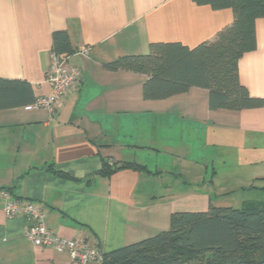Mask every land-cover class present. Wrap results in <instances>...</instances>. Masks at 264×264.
<instances>
[{
	"label": "crops",
	"instance_id": "1",
	"mask_svg": "<svg viewBox=\"0 0 264 264\" xmlns=\"http://www.w3.org/2000/svg\"><path fill=\"white\" fill-rule=\"evenodd\" d=\"M232 23L230 9L193 0H0V79L29 84L34 102L47 96L56 31L69 35L76 52L67 61L80 73L52 113L0 110V264H73L24 237L27 222L4 214L3 192L40 207L54 236L105 254L168 231L174 214L235 208L219 204L237 194L236 208L264 198V107L210 110L202 88L147 101L146 76L102 68L151 44L196 48ZM255 33L238 78L264 99V18ZM103 161L141 169L106 177Z\"/></svg>",
	"mask_w": 264,
	"mask_h": 264
},
{
	"label": "trees",
	"instance_id": "2",
	"mask_svg": "<svg viewBox=\"0 0 264 264\" xmlns=\"http://www.w3.org/2000/svg\"><path fill=\"white\" fill-rule=\"evenodd\" d=\"M193 2L213 10L230 9L233 23L196 48L151 44L147 55L124 56L102 68L146 76L142 94L147 101L202 88L208 91L210 110L263 108L264 99L251 97L240 84L237 66L243 55L256 49L255 22L264 18V0ZM51 52L63 59L75 54L67 32L53 33ZM33 102L29 84L0 79V110ZM123 169L141 167L103 161L100 174L108 177ZM102 264H264V198L236 209L210 205L205 212L174 214L168 231L105 254Z\"/></svg>",
	"mask_w": 264,
	"mask_h": 264
},
{
	"label": "built area",
	"instance_id": "3",
	"mask_svg": "<svg viewBox=\"0 0 264 264\" xmlns=\"http://www.w3.org/2000/svg\"><path fill=\"white\" fill-rule=\"evenodd\" d=\"M87 51L82 50L80 54ZM63 59L51 52L50 63L45 73V82L50 87L47 96L38 98L26 110L45 109L52 113L58 107L62 97L71 89L76 88L80 81L79 71ZM5 200L2 211L7 217L21 216L27 222L24 237L37 248H52L56 252H67L73 264H102L105 253L98 247H90L82 241L64 239L54 236L45 225L44 211L31 202L7 201L8 194L3 192Z\"/></svg>",
	"mask_w": 264,
	"mask_h": 264
},
{
	"label": "rangeland",
	"instance_id": "4",
	"mask_svg": "<svg viewBox=\"0 0 264 264\" xmlns=\"http://www.w3.org/2000/svg\"><path fill=\"white\" fill-rule=\"evenodd\" d=\"M216 168H218L219 170H221L222 171V173L221 172H219V177H220V179L217 181V183L219 184V185H221V184H223V183H225L226 182V180L227 179H224V176H225V169L224 168H222L220 165L218 166V165H216L215 166ZM209 176V175H208ZM234 187V186H233ZM209 192V191H208ZM253 196H255V195H253ZM253 196H249V197H253ZM239 198H240V195L239 194H237L236 196H234V197H231V198H228V199H226V200H224L223 201V203L222 204H219V205H223V206H232V207H238L237 205H239L238 204V201H239ZM256 198V197H255Z\"/></svg>",
	"mask_w": 264,
	"mask_h": 264
}]
</instances>
